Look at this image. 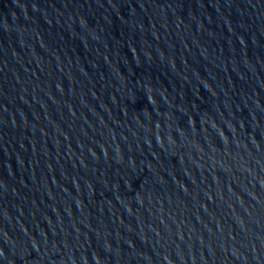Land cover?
Wrapping results in <instances>:
<instances>
[{"label":"water","instance_id":"1","mask_svg":"<svg viewBox=\"0 0 264 264\" xmlns=\"http://www.w3.org/2000/svg\"><path fill=\"white\" fill-rule=\"evenodd\" d=\"M0 264H264V0H0Z\"/></svg>","mask_w":264,"mask_h":264}]
</instances>
